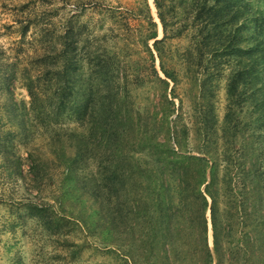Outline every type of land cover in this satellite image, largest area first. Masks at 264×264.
I'll list each match as a JSON object with an SVG mask.
<instances>
[{
	"label": "rangeland",
	"instance_id": "rangeland-1",
	"mask_svg": "<svg viewBox=\"0 0 264 264\" xmlns=\"http://www.w3.org/2000/svg\"><path fill=\"white\" fill-rule=\"evenodd\" d=\"M146 4L156 23L155 39L164 38L158 44L160 58L155 39L148 40L153 61L144 45ZM164 7L170 20L166 34L153 0H0V61L12 73L0 67V264H146V131L162 139L169 122L183 151L198 153L204 133L217 139L221 150L230 66L215 65L202 42L195 47L189 28L170 35L186 23L187 11L178 0H164ZM21 24L29 27L23 35ZM70 27L81 35L76 36L83 43L77 50L80 59L94 58L88 51L97 48L98 54L114 57L118 72L108 90L103 84L82 90L79 83L60 101L53 73L63 60L48 56L50 63L44 59L47 66L40 70L30 64L29 46L41 42L50 51ZM160 61L175 80L165 78ZM119 108L125 127L106 143L98 135L117 119ZM235 116L237 132L252 138L251 125L243 127L245 113L239 109ZM73 134L86 138L90 147L75 165L74 175L84 183L76 198L67 194L75 187L66 183L62 158L75 153V143L68 142ZM117 162L120 181L112 205L119 204L127 217L119 221L121 232L110 244L103 239L104 225H85L76 215L79 209L90 215L96 207L93 190L106 191L100 175ZM133 205L141 210L137 219L125 209Z\"/></svg>",
	"mask_w": 264,
	"mask_h": 264
},
{
	"label": "trees",
	"instance_id": "trees-1",
	"mask_svg": "<svg viewBox=\"0 0 264 264\" xmlns=\"http://www.w3.org/2000/svg\"><path fill=\"white\" fill-rule=\"evenodd\" d=\"M153 2L166 34L169 9H165L164 0ZM178 2L187 11V21L170 35L177 36L182 29L189 28L195 47L202 42L203 53L210 54L207 57L212 56L215 65L230 66L226 78V111L220 126L224 140L219 151L217 139L204 133L198 153H191L182 150L169 122L162 139H156V134L146 131V237L143 241L146 243V264H264V0ZM147 7L146 4L144 17L149 32L145 35L144 45L153 61V51L147 43L156 38L157 31ZM28 28L21 24L20 34H25ZM76 36H81L77 28L70 27L65 29L59 45L50 51L36 38L38 43L29 46L32 50L30 64L39 66L40 70L47 66L44 59L48 58L50 63L48 56L63 60L61 70L53 73L60 83V101L71 86L79 83L83 84L82 90H93V84H103L106 91L111 87L113 74L118 72L114 57L98 54L97 48L88 51L94 58L80 59L77 50L83 43ZM163 39H155L152 43L159 58L158 44ZM41 57H44V65ZM83 65L88 67L86 71ZM160 66L166 79L175 80L174 75L164 69L162 61ZM0 67L5 74H12L7 62L0 61ZM10 67L12 69L13 64ZM153 72L158 75L155 68ZM161 80L166 83L165 79ZM25 86L33 96L30 77H26ZM239 109L247 118L243 127L251 125L252 138L239 134L237 124H232ZM119 110L109 129L103 128L98 135L102 141L107 137L115 139L122 133L125 123L119 118ZM108 115H104L103 121H107ZM73 135L68 142L75 143V153L62 158L68 178L66 183L75 187L67 194L79 196L75 191L78 189L81 193L84 183L81 177L74 175L75 165L90 152V147L86 138ZM115 167L118 162L100 175L104 186L101 189L106 191L103 193L96 188L94 193L93 190L96 207L90 215L85 216L82 209L76 215L85 225H104L103 239L110 244L121 232L119 221L127 217L122 215L119 204L112 205L115 202L112 195H117L120 181ZM74 198L72 203H75ZM127 208L137 219L141 211L139 206Z\"/></svg>",
	"mask_w": 264,
	"mask_h": 264
}]
</instances>
